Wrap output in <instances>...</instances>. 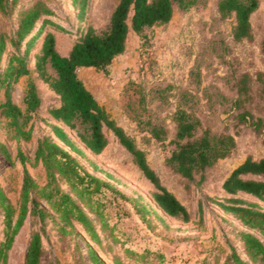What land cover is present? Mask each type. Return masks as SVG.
Listing matches in <instances>:
<instances>
[{"label": "rangeland", "instance_id": "1", "mask_svg": "<svg viewBox=\"0 0 264 264\" xmlns=\"http://www.w3.org/2000/svg\"><path fill=\"white\" fill-rule=\"evenodd\" d=\"M39 1L52 10L43 19L50 18L66 29L64 32L49 27L55 32L57 49L63 55L69 54L84 26L104 30L119 2L91 0L88 19L81 23L73 0H18L11 14L0 11V32L15 28L19 11ZM218 2L198 0L189 9L177 8L166 24L148 27L142 34L131 31L125 52L115 58L106 72L94 67L79 70V76L111 118L146 152L150 166L162 183L186 205L192 216L190 222L172 218L157 207L152 197L155 186L112 131L106 129L109 144L96 155L80 141L77 131L52 119L49 110L58 106L60 99L37 73H32L31 78L37 85L41 107L30 124L32 138H14L8 120L0 117V143L6 145L13 157V162L9 161L0 149V184L11 203L18 204L22 185L23 167L17 160L19 148L28 158L29 172L39 182L44 180L43 167L36 164L35 153L38 140L53 135L46 122L49 121L63 126L89 158L114 178L95 171L84 158L67 147L92 174L111 182L128 197L141 196L142 202L156 209L165 219L162 221L151 214L147 217L149 221H144L132 202L104 188L97 192L95 199L104 205L107 226L102 229L100 224L97 225L102 244L96 249L108 264H115L116 257L127 264H236L231 258L233 251L248 264H258L247 256L241 241L240 232L247 228L221 210L212 199L228 196L223 182L248 156L264 158V136L239 124L235 118L243 110L264 118V90L257 80L258 73H264V0H260L259 8L251 16L253 38L242 41H236L232 36L234 18L220 17ZM40 48L41 41L37 40L30 55L31 64L34 63L32 54ZM9 50L5 57H10L14 51L13 48ZM49 73L53 77L56 75L51 68ZM245 73L252 77L251 89L244 108L238 110L233 108L238 97L237 82ZM29 79V76L22 77L14 93L15 102L22 107L25 106ZM0 100H4L2 89ZM179 107L198 116L204 128H210L214 133H231L237 141L233 153L207 171L204 182L191 183L189 188L188 181L165 164L174 149L169 141L175 135L173 116ZM150 123L165 126L169 139L161 142L152 138ZM258 202L264 209V203ZM2 221L0 212V242L3 239ZM37 230L43 234L45 250L41 264H92L86 243L80 236L83 233L80 227H77L80 235H60L51 222L43 227L33 216L27 218L19 232L7 264H24L31 235Z\"/></svg>", "mask_w": 264, "mask_h": 264}, {"label": "trees", "instance_id": "2", "mask_svg": "<svg viewBox=\"0 0 264 264\" xmlns=\"http://www.w3.org/2000/svg\"><path fill=\"white\" fill-rule=\"evenodd\" d=\"M17 1L0 0V11L11 14ZM197 1L119 0L107 27L98 31L92 25L84 26L68 55L58 51L55 32L49 27L53 26L64 32L66 29L50 18L43 19L52 13L46 3L39 1L20 10L17 26L11 31L0 32V89L4 90V100H0V117L8 120V127L14 138H32L30 124L41 107L37 85L31 78L32 73H37L60 99V104L49 110L52 119L77 131L80 141L96 155L101 154L109 144L106 129L112 131L132 155L134 163L155 186L152 197L157 207L172 218L190 222L192 216L186 205L162 183L158 173L150 166L146 152L137 145L133 136L111 118L87 88L79 76V70L94 67L106 72L115 58L125 52L131 31L142 34L148 27L166 24L177 8L189 9ZM90 3L91 0H73L81 23L88 19ZM259 6L260 0H219L220 17L234 18L232 36L236 41L253 38L251 16ZM41 19L42 24L37 28ZM37 40L41 41V48L32 54L34 63L31 64L30 55ZM10 48L14 49L13 53L10 57H5ZM50 68L56 74L54 77L49 73ZM24 76H29L30 79L24 95L25 106L22 107L15 102L14 93ZM257 80L264 90L263 72L258 73ZM251 82L252 77L248 73L243 74L237 82L238 97L234 100L233 108H244ZM235 118L239 124H245L264 136V118L255 117L248 110L239 112ZM173 121L175 135L169 143L174 145V149L165 159V164L188 181V188L191 183L204 182L207 171L236 149L235 135L228 132L214 133L210 128H204L201 119L187 109L179 107L174 113ZM46 122L53 135L41 137L35 153L36 164L43 167L44 180L39 182L29 172L26 167L28 158L19 148L17 160L22 164L23 177L17 205L11 203L0 184V212L3 220L0 264H7L16 238L29 216L36 217L43 227L51 222L60 235L75 234L77 227H80L83 233L77 235L86 243L90 262L108 264L96 249V246L102 244L97 225L100 224L102 229L107 226L104 205L95 199L97 192L104 188L132 202L144 221H149L147 217L151 214L162 221L165 219L156 209L142 202L141 196L136 199L128 197L111 182L92 174L71 151L84 158L95 171L114 178L89 158L63 126ZM149 133L157 141L169 139L168 129L159 123H150ZM0 149L13 162L6 145L0 143ZM223 189L228 196L212 201L247 228L240 232L246 254L252 262L264 264V209L258 202L264 203V158L248 156L226 177ZM245 195L254 200L245 198ZM44 254L43 234L39 230L34 231L24 264H41ZM231 258L236 264H248L236 251L232 252ZM114 263L127 264L117 257Z\"/></svg>", "mask_w": 264, "mask_h": 264}]
</instances>
